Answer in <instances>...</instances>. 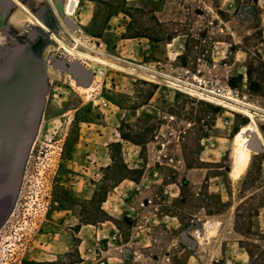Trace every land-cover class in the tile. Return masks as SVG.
Segmentation results:
<instances>
[{"label": "rangeland", "instance_id": "1", "mask_svg": "<svg viewBox=\"0 0 264 264\" xmlns=\"http://www.w3.org/2000/svg\"><path fill=\"white\" fill-rule=\"evenodd\" d=\"M19 1L59 26L0 0V264H264V0Z\"/></svg>", "mask_w": 264, "mask_h": 264}, {"label": "water", "instance_id": "2", "mask_svg": "<svg viewBox=\"0 0 264 264\" xmlns=\"http://www.w3.org/2000/svg\"><path fill=\"white\" fill-rule=\"evenodd\" d=\"M74 10V3L70 2L69 6H68V11L69 12H73ZM39 20L43 23V25L49 29V33H52V31H54L55 29L58 28L59 23L57 21V19H54V23L52 25H48L44 19L42 17L39 18ZM62 22L69 27L70 29H73L75 27L74 22L68 18V17H63ZM26 30V37H27V42L28 44H30L31 46L35 43V41L37 40V38L41 37L44 35V31L40 30V29H33L31 26H25L24 28ZM25 49L23 52H26ZM50 65L52 67V69L59 71L61 74L66 73L68 75H70V77L75 80L76 83L82 85L83 87H88L91 77H92V73L90 71L85 70V68L79 63V62H73V63H69V61L67 60H61L58 58H54L51 62ZM248 148L254 152L259 151L260 148V144L258 143L256 137L254 135H252L250 137V140L248 142ZM4 187H0V210L3 204V192Z\"/></svg>", "mask_w": 264, "mask_h": 264}, {"label": "bare ground", "instance_id": "3", "mask_svg": "<svg viewBox=\"0 0 264 264\" xmlns=\"http://www.w3.org/2000/svg\"><path fill=\"white\" fill-rule=\"evenodd\" d=\"M16 4H18L19 6H20V9H21V11H22V13L24 12L25 14H27V15H29L28 16V18H27V21H26V26L28 25V26H31L33 29H40V30H43L45 33H48L49 31L47 30V28L43 25V23L38 19V18H36L32 13H31V11L26 7V6H24L23 4H21L20 3V1L19 0H13ZM37 3H40V0H35ZM70 2H73V3H75L76 1H70ZM69 2V3H70ZM75 5V4H74ZM68 6H69V4H67L66 5V8H67V12L68 13H71V12H69L68 11ZM25 26V25H24ZM25 28V27H24ZM50 40L52 41V42H54V41H56V42H60L59 41V39L55 36V37H52V38H50ZM6 45H8L9 46V49L7 50L8 51V53L10 54V59H13V60H18V58H20L22 55H23V52H24V50L27 48V46L24 44V43H21V42H19V41H17V40H14V39H12V38H8L7 40H6ZM6 51V52H7ZM10 64H11V61H10ZM76 83V82H75ZM75 83H74V86H75ZM77 85H79V86H81L80 84H78V83H76ZM84 88H87V87H84ZM81 89V88H80ZM232 99V98H231ZM234 100V99H233ZM44 102V101H43ZM239 102V101H238ZM44 104H45V102H44ZM44 104H42V106L44 105ZM243 112V111H242ZM245 114H247V113H245ZM251 118V117H250ZM249 130V129H248ZM242 131V130H241ZM251 133V132H250ZM252 135H254L255 137H256V139H257V141H258V143L260 144V148H259V151H257V153H259V152H261L262 151V145H261V143H260V141H259V139L257 138V136L254 134V133H252L251 135H250V137L252 136ZM242 136V135H241ZM261 136V135H260ZM240 137V136H239ZM238 139V138H237ZM249 140H250V138H249ZM249 141H247V143H248ZM247 143H244V144H247ZM248 145V144H247ZM248 147V146H247ZM252 150H250L249 148L248 149H246V148H240L239 149V156L240 157H243L244 159H248L249 157H250V152H251ZM253 153H254V151H253ZM236 157V156H235ZM235 160H236V158H235ZM249 160V159H248ZM242 161V160H241ZM237 163H238V161H237ZM248 165V164H247ZM0 202H1V200H0ZM1 206V205H0Z\"/></svg>", "mask_w": 264, "mask_h": 264}, {"label": "flooded vegetation", "instance_id": "4", "mask_svg": "<svg viewBox=\"0 0 264 264\" xmlns=\"http://www.w3.org/2000/svg\"><path fill=\"white\" fill-rule=\"evenodd\" d=\"M43 19H44V21L48 25H51V22L48 19L47 15H43ZM44 37H45V35L37 38V40L35 41V43L31 46L29 55H35V56H37L40 53V51H42L44 49V47H45L44 46L45 41H43V38Z\"/></svg>", "mask_w": 264, "mask_h": 264}, {"label": "built area", "instance_id": "5", "mask_svg": "<svg viewBox=\"0 0 264 264\" xmlns=\"http://www.w3.org/2000/svg\"><path fill=\"white\" fill-rule=\"evenodd\" d=\"M210 94H212L216 98H226V99H228V97L225 96L226 93H225L223 87L214 88L212 91H210Z\"/></svg>", "mask_w": 264, "mask_h": 264}]
</instances>
